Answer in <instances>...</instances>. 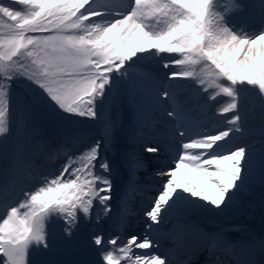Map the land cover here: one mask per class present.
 I'll list each match as a JSON object with an SVG mask.
<instances>
[{
    "label": "snow or ice",
    "instance_id": "snow-or-ice-1",
    "mask_svg": "<svg viewBox=\"0 0 264 264\" xmlns=\"http://www.w3.org/2000/svg\"><path fill=\"white\" fill-rule=\"evenodd\" d=\"M21 82L31 99L14 100ZM245 85L259 96V147L235 142L252 134ZM221 96L228 102L217 108ZM17 104L29 116L61 117L35 152L11 143ZM67 118L96 130L82 150L67 151ZM0 137V197L18 189L0 214V264H170L154 238L166 223L195 227L193 212L228 207L257 172L264 182V0H0ZM136 146L170 155L153 174L141 230L121 234L117 193L142 166ZM21 150L31 185L13 165ZM61 150L65 159L48 170ZM55 224L64 244L91 225L88 258H55Z\"/></svg>",
    "mask_w": 264,
    "mask_h": 264
},
{
    "label": "rangeland",
    "instance_id": "rangeland-1",
    "mask_svg": "<svg viewBox=\"0 0 264 264\" xmlns=\"http://www.w3.org/2000/svg\"><path fill=\"white\" fill-rule=\"evenodd\" d=\"M224 2L231 3V0H224ZM236 2L239 3L242 2V0H236ZM257 23L258 17L249 19V24L256 25ZM29 91V86L25 85L23 82L17 84L14 88V100L24 96L26 99H31ZM240 94L245 97L243 100V108L248 113L246 126H261L262 121L259 114L260 104L257 90L251 86L245 85L243 86ZM225 97L226 96H224V98ZM109 114L111 115V112ZM45 116L46 118H43L34 113L29 116L22 110V107L17 104L10 117L11 143L20 146L21 149H23L24 145H29L33 152L41 148L46 139L56 131L53 122L61 118L60 116L49 112H45ZM89 124L90 122L88 121L78 122L71 118L66 119L65 126L60 130V135L67 138V143L69 145L67 151L75 152L77 149L82 150L83 146L89 142L90 135L95 134L96 132L95 129L89 127ZM258 128L260 129L261 127ZM0 139H3V137H0ZM258 140L259 137L254 140L255 143L253 142L257 147H259ZM137 154L153 155L151 153H145L143 148L138 149ZM57 155L60 154L58 153ZM164 155L167 156H163L161 159L154 157V159H157L158 162L162 160L168 161L170 153L165 152ZM60 161L61 160H56L55 162L53 161L52 165L59 167ZM13 165L15 171L23 177V182L26 185L35 183L34 175L28 172L29 160L25 151L21 150L16 154ZM53 166L50 167V170L53 169ZM182 167L185 168L184 166ZM253 179L255 184L254 187L252 186L251 189L246 188L242 190L239 193L242 198L241 202L234 205V207H228L227 211L222 213L220 219L216 217L217 215L215 216V213H219L221 210H215L214 212L209 213L198 211L194 214L198 216L197 218L199 220L204 221L205 225L211 226L214 230H218L220 232L222 230L231 235H241L243 236V239L251 238L254 241L253 245H255V243L264 245V182L261 181L258 172L253 176ZM17 195L18 189L10 185L9 195L6 198L0 197V214L3 213L4 203L15 201ZM141 200L142 199L139 198L138 201ZM138 218L139 217L135 219L136 226L132 227L135 231H140L142 228ZM223 220H227V222H223ZM258 229L260 230L258 231ZM205 230L209 232L207 229ZM52 231L56 235L59 231V224L53 225ZM84 231V229H81L77 236L79 238H83ZM77 236L73 239V242L68 245L80 247ZM62 254L63 251L58 249L56 258L66 261L79 260L76 256L64 259ZM84 254L88 257L86 250L84 251Z\"/></svg>",
    "mask_w": 264,
    "mask_h": 264
},
{
    "label": "bare ground",
    "instance_id": "bare-ground-1",
    "mask_svg": "<svg viewBox=\"0 0 264 264\" xmlns=\"http://www.w3.org/2000/svg\"><path fill=\"white\" fill-rule=\"evenodd\" d=\"M224 104H225L224 102L220 101V103L217 105V108L223 106ZM203 120H202V122L204 124H206L208 128H214L217 126V121H215V120H208V119H206L204 121ZM254 140H255L254 135L248 134V135H244V136L239 137L235 142L241 143V144H243V143L254 144L255 143ZM136 148L141 149V147H139V146H136L135 149ZM135 149L133 150L134 152H135ZM69 152H71V151H69ZM59 153H61L60 157L55 156L54 159H51V158L47 159L46 168L47 169L49 168L48 170H50V167L53 166L52 165L53 161L55 162L58 159H60V160L65 159L64 150H61ZM163 156H167V155H163ZM134 158L142 161V166L135 169V183L131 187L133 192L130 191V188L126 189V191L129 194V198H128V201L123 205L124 214H123L122 218H123V220L126 219V221H125L124 225L120 229H118V231L121 234L126 233L127 227H131V229H130L131 231H129L130 233L139 232L138 230L135 231V229L132 228V227H135L136 222H135L134 218H136V216H133V217L130 216V218H126V215L129 213H132V214L135 213L139 216V218H141V216H142L141 209L145 205L141 204V207L139 208L136 205H134V201L137 200V197L139 196V194H141L142 197H146L148 199L152 198V195L156 191V188L158 186L156 181H158L160 179L159 177H154L153 174H154L156 168L158 166H160L161 164H163V162H164V160L158 162L156 159H154L153 155H142L141 157L134 155ZM169 164H164V166H169ZM187 168H189V167H187ZM181 173L184 176H186L187 178H189L193 183H197V184H200L201 186H204L205 178L202 175H200L198 172L192 170L191 173H187V170L181 166ZM254 185H255L254 179L252 177L242 190H244L246 188L251 189V187L252 186L254 187ZM241 200H242V198L238 193L236 195V197L228 204V207H231V206L234 207V205H237L239 202H241ZM148 201H146V202H148ZM129 206H130V208H129ZM228 207L223 208V210H221L219 213H215V216L217 215L216 217H218L220 219V217L222 216V213L224 211H227ZM136 208H138L139 210H135ZM194 213H196V212L192 213V218H193V224L195 225V227L203 226L204 229H207L209 231L207 233V238H206L205 242L200 247L205 248L207 250V247L210 244H214L215 246H217L216 250L213 253H211L213 255L212 264H235V261L237 260V256L239 257L240 260L250 256L251 261H255L256 264H262L260 255H261V253H264V245H262L263 246V248H262L261 245H259L258 243H255V245H253L254 241L251 238L250 239L249 238L242 239L241 235H231V234H229L225 231H222V230H221V232L218 230H214L211 226L205 225L204 221L199 220L197 218L198 216ZM118 214H119V212H118ZM119 215H121V214H119ZM224 221L227 222V220H223V222ZM140 225H141V223H140ZM179 227L181 228V226L174 227L173 222L169 221L168 223H166L161 228L160 232L157 233L154 238L156 239V241L158 243L161 242L162 244H165V246H170L173 243L177 242L180 239V237H182L184 234H189L190 229L195 228V227H190L189 230H185L182 233L177 234L176 230ZM52 229H53V226H52ZM82 229L85 230L84 231V237H85L87 235V232L91 229V225H84V226H82ZM169 232H173V234L170 235ZM127 233H128V231H127ZM162 235H164V236H162ZM84 237L79 238L77 236V238L79 239L80 247H75L74 245L71 246V245L62 243L60 241L59 231H58V233L55 235V242H54L55 258H56V253H57L58 249L63 251L62 257L64 259H68L69 257H72V256H76L78 259L88 258L84 254L85 249H83V247H82ZM239 241H242L240 243L241 244V250L239 252H237ZM136 251L139 252L141 250L137 249ZM158 252L161 253L160 251H158ZM201 253H203V252H201ZM211 254H209L210 256H208L207 259L211 258ZM218 254H221L220 260L216 261V260H214V257L217 256ZM200 261H201V259L198 260V262H200ZM170 264H174V263H172L170 261ZM182 264H185V262H182Z\"/></svg>",
    "mask_w": 264,
    "mask_h": 264
},
{
    "label": "water",
    "instance_id": "water-1",
    "mask_svg": "<svg viewBox=\"0 0 264 264\" xmlns=\"http://www.w3.org/2000/svg\"><path fill=\"white\" fill-rule=\"evenodd\" d=\"M32 258H34V257H32Z\"/></svg>",
    "mask_w": 264,
    "mask_h": 264
}]
</instances>
